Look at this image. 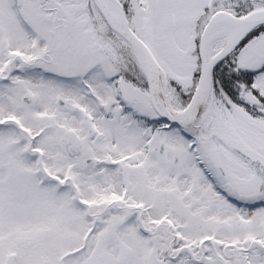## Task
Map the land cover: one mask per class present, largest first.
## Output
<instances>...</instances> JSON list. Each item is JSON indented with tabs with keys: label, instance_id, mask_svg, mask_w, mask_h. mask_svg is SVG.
<instances>
[{
	"label": "snow or ice",
	"instance_id": "obj_1",
	"mask_svg": "<svg viewBox=\"0 0 264 264\" xmlns=\"http://www.w3.org/2000/svg\"><path fill=\"white\" fill-rule=\"evenodd\" d=\"M0 264H264V0H0Z\"/></svg>",
	"mask_w": 264,
	"mask_h": 264
}]
</instances>
